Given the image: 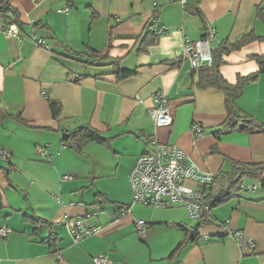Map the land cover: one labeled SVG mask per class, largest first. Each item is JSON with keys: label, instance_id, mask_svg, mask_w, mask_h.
<instances>
[{"label": "crops", "instance_id": "crops-1", "mask_svg": "<svg viewBox=\"0 0 264 264\" xmlns=\"http://www.w3.org/2000/svg\"><path fill=\"white\" fill-rule=\"evenodd\" d=\"M13 5L24 27H16L15 37L0 32V148L12 155L9 162L0 158V229L10 231L0 237V264H94L100 255L108 264H264V174L244 180L245 187L263 184L214 209L213 220L200 227L180 205L134 208L130 185L137 159L158 144L179 147L200 171L214 176L232 174L236 164H264V134L225 132L224 93L199 89V72L192 73L184 58L186 40H201L206 27L217 31L212 49L250 34L252 42L224 55L221 74L235 84L238 77L259 73L264 0H13ZM186 7L197 8L201 17L187 14ZM65 8L69 12L61 13ZM153 23L167 34L141 52ZM71 52L82 57L69 58ZM105 52L108 60L85 63L91 54ZM117 60L131 76L115 74ZM158 93L167 97L173 114L167 128H157L150 115ZM50 101L62 105L57 121ZM237 107L264 124V73L245 87ZM83 125L100 132L107 145L92 142L83 154L70 149L65 135ZM194 125L203 128V137ZM39 148L51 155L49 161ZM94 212L99 215L86 217ZM75 218L99 227L98 233L75 245L64 226ZM39 220L52 229L37 225ZM140 221L147 224L145 236L136 231ZM236 231L252 239L255 249L237 245ZM181 243L179 256L167 262ZM137 244L150 254L134 253Z\"/></svg>", "mask_w": 264, "mask_h": 264}, {"label": "built area", "instance_id": "built-area-1", "mask_svg": "<svg viewBox=\"0 0 264 264\" xmlns=\"http://www.w3.org/2000/svg\"><path fill=\"white\" fill-rule=\"evenodd\" d=\"M41 2L44 0H34ZM68 13V8L60 11ZM120 22V19H116ZM153 31L161 37L167 34V29L158 23H153ZM0 32L8 37L18 35L15 26L7 27L0 24ZM202 39L199 41L186 40L184 44V58L189 62L192 73L212 65V45L217 36V31L213 27H206L202 32ZM155 107L150 110V115L157 128H167L173 123V114L167 97L161 93L155 95ZM194 131L197 137H203V128L200 125H194ZM39 154L45 155V161H49L51 155L46 154V150L39 148ZM11 153L0 148V158L9 162ZM215 176L204 173L199 170L192 159L175 145L158 144L154 150L145 149L137 159V162L130 174V185L133 192V204H141L154 208H167L173 205H180L188 210L191 220H200L205 214H209V219L213 220L211 206L204 203V196L197 190L187 187L188 182L196 183L202 186H209L213 183ZM66 180H72V176H66ZM260 185L256 184L250 187L241 186L242 191H255ZM130 213V210L124 211L123 215ZM99 212L87 214L86 217L98 216ZM225 225V224H224ZM69 232L73 243L79 245L84 239L94 236L98 233L99 227H91L85 219H68L64 223ZM224 229L226 227L223 226ZM136 231L145 236L147 224L140 221L136 224ZM6 228L0 229V237L6 238L9 234ZM237 245L247 244L250 249H255V243L252 239H244L243 233L236 231L233 234ZM94 264H108V259L104 255L94 258Z\"/></svg>", "mask_w": 264, "mask_h": 264}, {"label": "trees", "instance_id": "trees-1", "mask_svg": "<svg viewBox=\"0 0 264 264\" xmlns=\"http://www.w3.org/2000/svg\"><path fill=\"white\" fill-rule=\"evenodd\" d=\"M262 12V11H261ZM186 13L198 15L201 17V12L193 7H186ZM0 24L7 27L15 26L18 29H23L24 23L22 22L20 11L13 5V0H0ZM154 24H150L147 28V38L141 43L140 51L146 50L151 44L156 43L159 36L153 31ZM38 26V25H36ZM255 39L253 35H244L235 45L228 43L222 44L216 49H212V65L200 69L199 77L197 80V87L202 90L216 89L220 90L225 95V107L227 112V119L223 124L225 132H239L247 135L264 134V124L257 121L255 118L243 114L237 107V100L243 94L245 87L253 82H256L259 75L264 73V62L258 58L260 64V71L257 74L248 77H238L235 84H229L222 76L221 69L224 64V55L231 50H238L244 45L252 42ZM75 59L82 57L80 53H72L68 56ZM91 60L86 61L88 65L95 66L101 61L109 59V54L93 53L90 55ZM114 72L120 79H125L131 76L129 73H124L120 69V61H113ZM196 72V73H198ZM50 110L54 120H59L62 114V105L56 101H50ZM66 145L76 151L78 154H83L86 146L92 142H97L101 145H107L108 141L90 125L80 126L76 131L67 133L65 135ZM264 174V164H236L235 170L232 174H220L215 176L214 181L209 186H202V190H198L204 196V203L211 206V211L217 207L233 200L242 191L241 186L246 179H259ZM263 183H259L261 186ZM101 200H99L100 202ZM120 208V206H118ZM131 206L124 207V211L130 210ZM123 211V212H124ZM123 214V213H122ZM199 221L200 227L202 224L210 223L209 214H205ZM37 225H45L52 229V225L47 221H36ZM148 229V227H147ZM195 235L196 230H193ZM147 233V231H146ZM139 234V233H138ZM140 235V234H139ZM146 235V234H145ZM141 236V235H140ZM56 237L54 233L49 238L50 243H54ZM184 247L181 243L167 258V262L171 263L177 258Z\"/></svg>", "mask_w": 264, "mask_h": 264}, {"label": "rangeland", "instance_id": "rangeland-1", "mask_svg": "<svg viewBox=\"0 0 264 264\" xmlns=\"http://www.w3.org/2000/svg\"><path fill=\"white\" fill-rule=\"evenodd\" d=\"M257 184V183H256ZM132 201H133V199H132ZM133 202H131V204H132ZM140 207V205L139 204H135V206H134V208H136V209H138ZM142 207H144V205L142 206ZM152 209V211H154V210H158L157 208H154V207H150V210ZM159 209H162V208H159ZM191 224H194V225H196L197 223H198V221L197 220H191ZM197 222V223H196ZM139 237V236H138ZM140 240H143V239H141V238H139ZM162 238H158V241H160ZM142 242H144V240L142 241ZM148 248V247H147ZM149 249V248H148ZM133 251H134V253H136V254H141V253H143L144 255L145 254H147V255H149L150 253H149V251L148 250H145L143 247H141L139 244H137V247H134V249H133ZM144 251H146V252H144Z\"/></svg>", "mask_w": 264, "mask_h": 264}]
</instances>
